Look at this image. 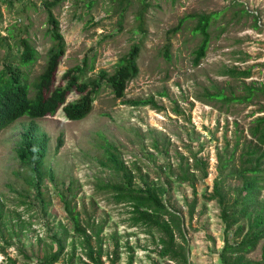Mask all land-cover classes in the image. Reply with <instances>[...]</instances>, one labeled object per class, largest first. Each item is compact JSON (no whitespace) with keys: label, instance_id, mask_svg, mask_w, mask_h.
<instances>
[{"label":"rangeland","instance_id":"rangeland-1","mask_svg":"<svg viewBox=\"0 0 264 264\" xmlns=\"http://www.w3.org/2000/svg\"><path fill=\"white\" fill-rule=\"evenodd\" d=\"M90 1L65 0L54 9L66 45L57 78L86 56L93 62L90 77L101 70L112 71L143 38L139 74L122 98L103 84L93 110L82 120H68L62 110L34 119L50 139L42 179L33 176L16 152L32 119L22 117L0 131V207L7 215L0 222V250L18 264H34L53 245L56 249V237H63L66 252L57 264H65L76 239L61 199L65 193L84 224L104 223V247L110 251L116 242L121 245L120 264H127L128 244L135 249L134 264H174L155 252L158 231L133 225L130 205L115 203L112 194L100 188L101 181L122 180L100 162L106 139L137 174L139 167L150 180L171 185L165 197L185 217L191 263L222 264L219 252L225 225L218 202L203 195L212 191L218 175V149L226 146V138L234 143L236 130L241 138L248 136L252 119L263 114L255 112L264 105V96L251 104H225L206 92L224 88L228 94L241 93V80L223 74L227 67L251 69L252 77L246 81L264 82V0H150L145 34L137 20L143 0H94L89 7ZM211 12L219 15L212 19L207 54L196 65L194 51L202 40L194 31L196 19L187 18L179 31L172 30L189 14ZM12 27L15 38L7 30ZM48 27L41 0H0V35L5 39L0 45V66L16 55L20 35L27 34L38 51L36 62L27 68L33 80L43 71L52 47ZM166 45H170V58L165 55ZM151 97L159 108L127 102ZM59 136L63 145L56 152ZM190 150L209 160V175L198 180L197 194L190 184L175 180L177 153L189 155ZM240 183L235 179L228 185ZM194 198L197 206L190 219L189 203ZM263 248L264 240L248 257L261 258ZM5 257L0 253V264H5Z\"/></svg>","mask_w":264,"mask_h":264},{"label":"trees","instance_id":"trees-1","mask_svg":"<svg viewBox=\"0 0 264 264\" xmlns=\"http://www.w3.org/2000/svg\"><path fill=\"white\" fill-rule=\"evenodd\" d=\"M65 0H41L47 14L48 33L52 39L46 65L43 71L33 80H30L27 68L36 62L38 51L33 46L29 35H20L16 43V55L5 60L0 66V131L22 117H29L30 121L25 134L17 147V156L30 169L33 176L42 179L41 170L46 161L50 139L34 120L47 115H55L62 110L68 120H82L93 110L96 95L103 84L110 87L116 98L126 94L129 82L140 71L138 59L142 50L143 38L135 43L119 59L112 71L101 70L95 77L88 72L93 69L92 59L85 57L82 63L65 70L61 79L57 78L59 66L65 53L66 45L60 31L54 9ZM94 0L89 2L92 6ZM143 7L137 14L141 32L146 33L145 15L150 9V0H143ZM123 13V10H122ZM219 13H193L180 19L172 30L177 32L187 18H195L194 31L202 35L199 46L195 49L194 64H199L206 56L210 43V26L212 19ZM12 38L15 34L8 28ZM24 32H27L25 29ZM5 41L0 35V45ZM165 55L171 57L170 45H166ZM224 75L241 80V93L225 92L224 88L216 91H207V97L217 99L225 104H251L264 96V82H247L252 77L251 69L227 67ZM74 99V100H73ZM131 105H150L159 108L154 98L135 99L127 101ZM263 113L252 119L248 128V136L241 138L235 133V141L231 145L226 138V146L217 151V170L211 192L205 193V200H216L220 207V217L225 225L224 245L219 252L222 264H264V248L259 259L248 257L264 240V105L261 103L255 112ZM255 116V115H251ZM237 124V123H236ZM63 145L62 136L56 144V152ZM159 148L158 144H154ZM199 151L190 150L189 155L178 151V171L175 180L188 183L197 194L198 180L209 175V160L199 156ZM239 152V153H238ZM191 160V161H190ZM103 166L121 175L120 182L101 181L100 188L112 194V200L117 204H129L133 225H144L156 229L159 236L156 240V254L168 259L174 264H192L189 258L190 248L185 229V217L180 210L171 208L165 195L169 194L171 185L168 183L150 180L149 175L136 173L122 158L119 148L108 140L103 141V152L100 158ZM137 178L140 183L137 182ZM239 179L240 185L231 187L230 180ZM38 194L39 191H38ZM68 217L72 222V230L76 239L71 241L70 251L66 256L65 264H120L121 245L116 242L112 250L104 247V223L93 221L84 224L81 213L72 206L68 194L63 193ZM197 206V199L189 203V217L193 218ZM7 217L0 207V222ZM246 222H245V221ZM232 231V238L230 233ZM63 237H56L55 245L40 255L34 264H57L66 252ZM129 253L127 264H134L135 249L126 245ZM78 249L80 254L78 255ZM5 264H18L17 260L7 255L4 249ZM26 256V255H25Z\"/></svg>","mask_w":264,"mask_h":264}]
</instances>
